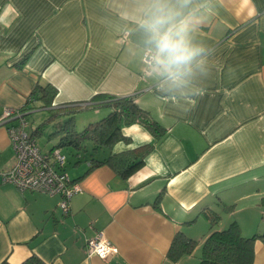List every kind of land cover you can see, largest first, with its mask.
<instances>
[{"label":"crops","instance_id":"obj_1","mask_svg":"<svg viewBox=\"0 0 264 264\" xmlns=\"http://www.w3.org/2000/svg\"><path fill=\"white\" fill-rule=\"evenodd\" d=\"M140 8V0H0V116L7 107L26 120L56 111L65 116L54 130L68 111L88 109L89 123L104 117L110 107L99 95L130 96L163 127L158 137L139 123L122 127L112 153L152 144L127 177L74 161L69 175L81 189L63 214L58 195L2 180L15 160L6 130L15 121L0 125V262L197 264L211 212L215 229L235 222L243 236L264 231V0H191L192 42L205 55L187 87L171 91L143 60ZM45 84L56 89L46 106ZM42 130L31 128L34 137ZM179 232L198 243L171 260ZM97 234L118 253L88 255ZM252 264H264L261 239Z\"/></svg>","mask_w":264,"mask_h":264},{"label":"trees","instance_id":"obj_2","mask_svg":"<svg viewBox=\"0 0 264 264\" xmlns=\"http://www.w3.org/2000/svg\"><path fill=\"white\" fill-rule=\"evenodd\" d=\"M40 98L45 106L50 105L56 94V89L50 84L41 86ZM104 98L102 103L110 107L109 112L101 119L88 123L80 130L58 123L60 132L53 147L71 149L75 156V163L89 162L88 171L100 165H108L127 177L143 165L144 156L152 148V144H145L133 149L112 153L113 144L125 136L122 127L139 123L149 130L155 137L163 133V127L155 121L150 113L141 108L130 96L99 95ZM56 111H52L51 116ZM67 113H70L69 111ZM55 132V133H56ZM107 151L105 157H99L100 152ZM218 214H208L211 232L205 237L201 246V255L197 264H252L254 259V242L256 239L264 241V231L251 236H243L237 223L232 222L222 229H215ZM197 241L185 236L182 232L176 233L172 239L167 257L176 260L182 255L190 254L197 246ZM0 264H10L4 260ZM20 264H45L36 255H31Z\"/></svg>","mask_w":264,"mask_h":264},{"label":"built area","instance_id":"obj_3","mask_svg":"<svg viewBox=\"0 0 264 264\" xmlns=\"http://www.w3.org/2000/svg\"><path fill=\"white\" fill-rule=\"evenodd\" d=\"M143 60L150 65L148 49L143 54ZM12 120L15 123L7 124ZM4 124H7L6 130L15 160L12 167L2 174V180L14 184L20 190L58 195L59 207L63 214H67L71 198L80 191L81 186L64 169L66 155L58 147H53L46 153L40 150L28 129L23 110L5 108L0 116V125ZM85 246L88 255H96L103 260L118 253V248L101 234L88 238Z\"/></svg>","mask_w":264,"mask_h":264},{"label":"clouds","instance_id":"obj_4","mask_svg":"<svg viewBox=\"0 0 264 264\" xmlns=\"http://www.w3.org/2000/svg\"><path fill=\"white\" fill-rule=\"evenodd\" d=\"M191 0H140L149 64L163 91L187 87L203 64L205 50L192 42V20L186 15Z\"/></svg>","mask_w":264,"mask_h":264},{"label":"rangeland","instance_id":"obj_5","mask_svg":"<svg viewBox=\"0 0 264 264\" xmlns=\"http://www.w3.org/2000/svg\"><path fill=\"white\" fill-rule=\"evenodd\" d=\"M86 110L88 109L78 110L75 111L74 114L73 112H70L71 114L68 117L66 116L65 122H68V125H71V128L75 130L82 129L84 126H86L89 123L86 116L87 114L84 113L87 112ZM49 112L50 114L52 113L51 110L50 111L46 109L37 110L36 112L30 114L27 120L29 131H31V128H33V124L43 126L42 132L36 134L35 139L40 150L45 153L51 150L58 140V138H56V135L54 134L56 130L59 129V125H56V127L54 125V130H53V123L60 120L64 115V114L54 115L50 120H47L49 118ZM65 122L63 123L60 122V123L64 124ZM60 149L66 155V163L64 165V169L69 174L72 168H74L75 166L74 165L75 156L72 154L71 149L63 148V147H61Z\"/></svg>","mask_w":264,"mask_h":264}]
</instances>
